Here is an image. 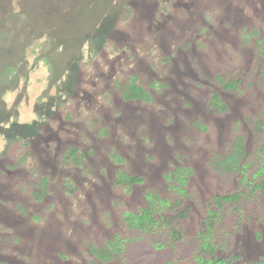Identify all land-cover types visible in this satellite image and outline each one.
<instances>
[{
  "label": "rangeland",
  "instance_id": "rangeland-1",
  "mask_svg": "<svg viewBox=\"0 0 264 264\" xmlns=\"http://www.w3.org/2000/svg\"><path fill=\"white\" fill-rule=\"evenodd\" d=\"M252 30L264 32V0H0V264L100 263L147 193L183 201L166 178L180 167L190 174L176 224L194 237L238 191L214 154L239 134L252 149L246 117L264 98ZM122 175L142 182L125 190ZM255 192L210 230L245 259L264 254Z\"/></svg>",
  "mask_w": 264,
  "mask_h": 264
},
{
  "label": "trees",
  "instance_id": "trees-1",
  "mask_svg": "<svg viewBox=\"0 0 264 264\" xmlns=\"http://www.w3.org/2000/svg\"><path fill=\"white\" fill-rule=\"evenodd\" d=\"M243 38L247 43H251L254 50V57L258 61L264 59V32L252 30L245 32ZM264 67V63L262 65ZM264 72V69L262 70ZM264 73L258 71L257 76L263 77ZM264 82V81H263ZM229 84H231L229 86ZM135 86L128 84L126 90L132 92ZM226 87L230 91L236 90V85L233 82H228ZM264 92V83L260 85ZM143 92L139 90V94ZM127 97L138 98L145 100L141 96H132L129 93H124ZM218 94V93H217ZM212 94L210 102L221 112L226 110L227 104L217 96ZM261 102L264 103V98L258 101L260 104L261 114L255 117H246L248 126H252V149L246 150L244 135H236L232 143H230L225 153L214 154V165L217 164L218 171L224 172V175L234 176L237 183L238 191L233 195H226L217 198L214 201V206L210 211V216L207 220L199 222L196 233L192 236H181V231L177 228L176 219L184 216L187 206L181 208V204L188 193L183 191L186 185V179L190 174V169L182 168L175 170L167 175V181L171 184V189L179 191V195L183 199H179L173 203L167 198L153 193L145 195V204L135 211H125L122 214V220L125 224L126 234H115L112 238L105 242L103 247H100V263L106 264L112 261L115 263L119 258L124 264H164V258L171 253L166 259V264H264V254L255 259H245L241 254L231 251V242H228L227 248L224 244L220 245L214 234H210L212 227H216V222L225 212L236 214L239 216L242 212L239 208V203L244 200L248 201L253 194L263 192L264 194V108ZM70 151L64 152V157H68ZM127 177H130L126 175ZM125 176L115 179V185H122L125 190L134 184H141L142 180L139 176H133L131 179H123ZM173 182H176V187ZM233 199L237 205L227 208L226 204ZM183 241V244H178L177 241ZM139 244L140 247L134 252V247ZM177 246L181 248L177 251ZM218 250V251H217ZM189 252V255L185 253ZM175 253V254H174ZM126 257V258H125Z\"/></svg>",
  "mask_w": 264,
  "mask_h": 264
}]
</instances>
